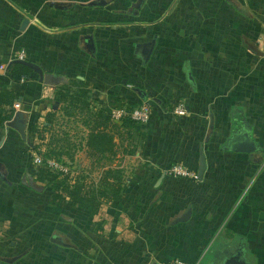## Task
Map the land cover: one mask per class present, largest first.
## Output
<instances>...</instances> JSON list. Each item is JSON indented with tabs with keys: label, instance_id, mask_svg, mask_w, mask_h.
Wrapping results in <instances>:
<instances>
[{
	"label": "crops",
	"instance_id": "obj_1",
	"mask_svg": "<svg viewBox=\"0 0 264 264\" xmlns=\"http://www.w3.org/2000/svg\"><path fill=\"white\" fill-rule=\"evenodd\" d=\"M99 1L0 0V63L25 50L58 81L1 77L26 139L0 128V264H264V0ZM73 79L96 107L151 113L143 145L112 160L132 172L120 199L96 215L53 202L30 147ZM234 132L253 151L227 149ZM82 146L74 163L85 152L90 165ZM174 164L195 177L168 174Z\"/></svg>",
	"mask_w": 264,
	"mask_h": 264
},
{
	"label": "trees",
	"instance_id": "obj_2",
	"mask_svg": "<svg viewBox=\"0 0 264 264\" xmlns=\"http://www.w3.org/2000/svg\"><path fill=\"white\" fill-rule=\"evenodd\" d=\"M7 74L11 77L24 78L34 76L30 67L15 60L7 65ZM16 100L17 96L10 88V80L0 77V128L13 118L16 112L14 109ZM54 100L59 104V108L47 114L43 127L47 129L53 126L54 117L58 111L67 117L83 115L82 124L87 130L84 144L88 156L93 157L94 162L86 170L80 169L74 173L55 172L42 166L39 169L37 181L51 190V198L58 206H77L96 215L104 204L120 199L126 175L124 169L120 167H109L102 171L98 180H95L91 177L92 166H99L101 160L113 159L118 153L134 155L138 146H142L146 138V133L138 130L139 124L130 117H124L118 122L113 121L112 109L118 107L131 111L136 105H126L115 100L110 105L95 107L91 101V90L76 79L57 86L54 91ZM35 132L38 139L42 138L38 126ZM62 134L64 138L57 137L51 140V143L55 142L54 148L44 154V159L54 158L59 161L64 155L71 156L67 152L71 144L68 133ZM60 142H64V145ZM38 147L35 145L32 149ZM69 162L73 163L72 157L69 158Z\"/></svg>",
	"mask_w": 264,
	"mask_h": 264
},
{
	"label": "rangeland",
	"instance_id": "obj_3",
	"mask_svg": "<svg viewBox=\"0 0 264 264\" xmlns=\"http://www.w3.org/2000/svg\"><path fill=\"white\" fill-rule=\"evenodd\" d=\"M59 105V104H58ZM94 106V103H93ZM15 103H14V109H15ZM96 107V106H95ZM59 106L56 107V109H58ZM17 114V112L14 114L13 117H15V115ZM84 116L83 115H76L74 117H67L64 116L62 114L61 111H58L56 113V116L54 117V124L52 127L45 129L43 127V124L40 123L38 124L40 127V131L42 133V138L38 139L34 142L31 143V150L34 151L35 155L33 157V159L35 158V156H39L40 158L44 159V154L48 153L52 148H54L55 142L51 143V140H53V138H64L65 136H63L62 133H68V137L70 138V143L72 144L71 138L73 140V135H71L72 131H74V136H75V140L79 141V144L75 143L74 146L71 147V144H69L67 149V152L71 154V156L69 155H64L61 157V160H59V162H63L65 165L70 167V171L71 173H74L76 171H80V169H84L86 170L87 168H89V163L87 162V157H85V152H83V154L81 156L78 157V161L76 163L75 162V155L79 154L80 152H82L83 150V141H84V137L86 135V128L83 126L82 121H83ZM13 119V118H12ZM11 119V120H12ZM138 124H142V123H138ZM71 136V137H70ZM83 140V141H82ZM61 145H64V142H60ZM39 146L36 149H32L33 146ZM58 149V148H57ZM73 159V163L69 162V158ZM90 159H94L93 157H89ZM48 159H54V158H48ZM57 160V159H56ZM113 159H109V161L106 160H102L101 161V165H103V169L101 170L98 165H93L92 166V173H91V177L95 180H98V176L100 177L101 173L103 170L109 168L110 167H119V164L117 162V160L112 161ZM93 162H91L92 164ZM95 163H97L95 161ZM130 169H124V173L127 176L128 172ZM128 171V172H127ZM132 172H129V174Z\"/></svg>",
	"mask_w": 264,
	"mask_h": 264
},
{
	"label": "built area",
	"instance_id": "obj_4",
	"mask_svg": "<svg viewBox=\"0 0 264 264\" xmlns=\"http://www.w3.org/2000/svg\"><path fill=\"white\" fill-rule=\"evenodd\" d=\"M26 59V51L20 50L12 59L13 60H25ZM7 73V65L0 63V77ZM175 115H185L186 109L182 103H178L173 110ZM150 108L147 104H141L136 106L133 110L128 111L125 108H118L115 107L112 109L111 118L113 121H120L124 117H130L132 120L136 121L137 123H147L150 119ZM34 162L38 164L40 167H46L55 172H62V173H69L70 167L65 165L63 162H59L56 159H43L39 156H35ZM168 174L176 177H188L194 176L187 168L180 164L172 165L169 170ZM168 264H195L184 259L177 258L174 261Z\"/></svg>",
	"mask_w": 264,
	"mask_h": 264
},
{
	"label": "water",
	"instance_id": "obj_5",
	"mask_svg": "<svg viewBox=\"0 0 264 264\" xmlns=\"http://www.w3.org/2000/svg\"><path fill=\"white\" fill-rule=\"evenodd\" d=\"M141 2V1H140ZM91 5H106L105 0H100L99 2H94ZM139 5V4H138ZM137 5V6H138ZM91 47L93 46L92 44L90 45ZM151 50H146L144 49V54L146 58H149ZM15 62L24 64L28 67H30L35 73H37L40 77V80L45 82L46 84H54L58 83V81L53 80V75L48 73L45 74L42 68L39 65H36L32 63L31 61L28 60H15ZM58 103H55V107H57ZM8 127L14 128L16 131L19 132V134L22 136L23 139H26V132H25V124H24V116L18 112L15 117L8 121L7 123ZM226 148H234L235 150H238L240 152H245L248 151V146H249V151H253V142L249 139L247 134H243L240 132H234L231 134V136L227 140ZM205 169V163H204V157H202V166H201V171L198 175V178L201 179L202 174Z\"/></svg>",
	"mask_w": 264,
	"mask_h": 264
}]
</instances>
